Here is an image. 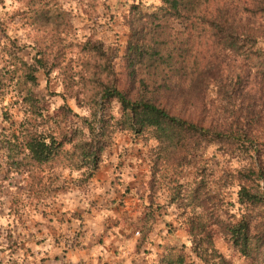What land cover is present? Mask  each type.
I'll return each mask as SVG.
<instances>
[{
  "label": "trees",
  "instance_id": "obj_1",
  "mask_svg": "<svg viewBox=\"0 0 264 264\" xmlns=\"http://www.w3.org/2000/svg\"><path fill=\"white\" fill-rule=\"evenodd\" d=\"M16 1L21 6L12 15L14 21L18 18L22 26L29 24L45 32L32 38L34 52L27 60L21 55L26 42L19 44L8 35L9 23L0 18V30L7 39L0 49V111L11 129L0 131V148L4 147L6 157L18 168L27 163L22 172H26L29 191L38 196L36 187L46 166L64 159L80 172L81 182H87L99 169L111 134L128 130L134 140L150 144L152 188L173 174L170 202L188 207L184 222L191 248L202 264H234L216 246L218 233L251 264H264V186L260 184L264 181L260 149L264 147V0H159L155 7L133 0L124 15L127 38L122 79L114 68L118 53L114 44L94 36L70 41L67 9L58 0ZM89 5L86 16L93 18L98 2L92 0ZM53 32L58 34L48 41L51 36L47 34ZM61 40H66L63 49ZM75 46L84 57V69L74 81L79 87L76 94L73 86L64 84L70 97L78 99L85 92L83 102L89 115L73 114L65 103L47 113L46 101L36 92L38 72L48 77L57 67L65 71L67 65H61L65 50L70 52ZM145 90L157 98L201 105L210 119L208 125L171 113L145 97ZM8 91L24 107L17 123L3 109L6 105L1 106ZM111 102L118 104L120 117L105 114L104 107ZM67 119H73L72 124ZM212 144L230 154L241 151L254 160L236 175L228 170L237 182L238 219L227 209V219L219 221L198 210L207 208L211 171L195 167L192 182L186 185L179 179L181 169L198 150ZM36 168H40L38 172ZM97 209L95 218L104 216L103 208ZM149 234L148 229L143 230L142 243L151 255L157 243ZM119 239L126 237L119 234ZM79 245L77 249L84 247L81 241ZM123 246L128 250L121 251L132 255L140 248L135 239ZM162 249L154 264H195L186 260L184 245L165 242ZM135 256L130 264H135Z\"/></svg>",
  "mask_w": 264,
  "mask_h": 264
},
{
  "label": "rangeland",
  "instance_id": "obj_2",
  "mask_svg": "<svg viewBox=\"0 0 264 264\" xmlns=\"http://www.w3.org/2000/svg\"><path fill=\"white\" fill-rule=\"evenodd\" d=\"M89 1L92 0H58V4L67 9L71 24L69 39L76 43L84 41L87 36H94L106 44H114L118 48L114 68L122 79L127 38L124 15L128 4L133 0H97V13L93 18H87ZM134 1H140L149 7L160 3L159 0ZM18 6H21V2L16 0H0V18L9 23L6 25L8 35L15 37L19 44L26 42L27 46L23 48L21 55L30 60L34 52L31 49L32 38L45 32L36 31L29 24L22 26L18 18L14 21L12 15ZM175 27L180 28L179 24ZM57 34L58 32L47 34L51 36L48 41ZM3 36L0 30V49L7 40ZM64 41L66 40L60 42L62 49ZM65 53L61 65L66 64V70L57 67L48 77L43 72H38L36 92L46 101L47 113L54 112L65 103L73 114L87 116L89 108L83 102L85 92L79 94L78 99L70 97L64 84L66 82L68 87L73 86V93L76 94L79 87L74 81L78 79L77 73L84 69L81 63L84 57H81L77 46L70 52L65 50ZM143 93L145 97L167 107L171 113L190 121L204 126L210 121L199 104H186L181 99L173 100L166 96L157 98L156 94L146 90ZM132 95L135 94L132 92ZM1 106L11 114V120L15 123L22 119L24 107L12 92L6 93ZM104 108L105 114L120 117L116 102H111ZM102 112L99 108L98 115ZM47 119L49 118L45 119L46 122L52 126V122ZM67 120L68 125L72 124L73 119ZM2 129L11 131L9 122L3 120L0 111V131ZM260 149L261 164L264 167V147ZM60 161L46 166L42 182L36 187L39 195L35 196L26 185V172H22L27 163L18 168L11 157H6L4 147L0 148V260L3 264H130V259L135 255V264H150L151 261L154 264L158 261L165 242L184 245L186 260L202 264L191 248V236L184 222L188 207L183 205L181 208L170 202L173 196V174L169 173L164 184L157 187L156 183L154 188L151 187L154 179L151 175L150 144L145 140H134L128 130H115L111 134L110 144L101 156L99 169L84 183L80 180V172L71 162L65 159ZM252 163L253 158L241 151L230 154L212 144L198 150L192 161L181 169L179 179L181 183L187 182V185L192 182L195 167H205L207 172L211 171V194L207 197V208L198 210L205 217L211 216L219 221L227 219V209L236 214L238 219L239 205L235 196L237 182L228 170L236 175L238 170H243ZM38 169L40 168H36L35 172ZM260 184L264 186V181L261 180ZM222 204L223 207L220 206ZM101 207L104 216L103 221L98 223L93 211ZM146 229L150 231L149 238L157 243L156 251L151 249V255L145 252L146 247L142 243L143 230ZM119 234L126 239L121 241ZM131 239L140 244L138 253L132 258L128 252L121 251L127 249L123 244L132 241ZM214 239L218 249L234 264H251L249 259L240 256L230 246L221 233L216 234ZM80 241L83 249H77ZM119 252L124 255L122 259L118 257Z\"/></svg>",
  "mask_w": 264,
  "mask_h": 264
},
{
  "label": "crops",
  "instance_id": "obj_3",
  "mask_svg": "<svg viewBox=\"0 0 264 264\" xmlns=\"http://www.w3.org/2000/svg\"><path fill=\"white\" fill-rule=\"evenodd\" d=\"M94 218H95V217H94ZM95 219H97V220H98V223H99L100 220L103 221V216L99 214L98 218H95ZM87 234H89V232L86 233V235H87ZM82 249H83V248H82ZM82 249H81V250H82ZM104 250H105V249H104ZM130 251H131V250H130ZM96 253H97V250H96ZM129 256L132 258L134 255H132V254L129 253ZM118 257L122 259V258L124 257V255H122V254L119 252V253H118Z\"/></svg>",
  "mask_w": 264,
  "mask_h": 264
}]
</instances>
